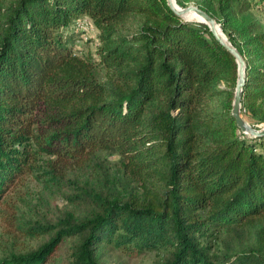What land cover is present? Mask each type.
<instances>
[{
  "label": "trees",
  "instance_id": "trees-1",
  "mask_svg": "<svg viewBox=\"0 0 264 264\" xmlns=\"http://www.w3.org/2000/svg\"><path fill=\"white\" fill-rule=\"evenodd\" d=\"M252 1L200 7L247 62L255 126L264 26L239 18ZM83 18L98 30L95 59L75 46ZM237 77L210 27L168 0H0V204L27 174L68 203L52 223L15 221L46 238L0 264H55L69 239L59 264H123L104 260L108 247L161 252L156 264H264V137L232 115Z\"/></svg>",
  "mask_w": 264,
  "mask_h": 264
},
{
  "label": "rangeland",
  "instance_id": "rangeland-1",
  "mask_svg": "<svg viewBox=\"0 0 264 264\" xmlns=\"http://www.w3.org/2000/svg\"><path fill=\"white\" fill-rule=\"evenodd\" d=\"M202 2L204 3L205 0H190L186 2L185 6L177 3L181 7H186L188 5H196L200 7ZM260 5H264L262 0H253L252 9H245L243 13L239 15V18L250 15L258 23L260 22V24L264 26V9L258 7ZM185 18L194 19L191 16ZM187 21L201 22L196 19ZM89 24L90 25H88L85 32L80 28L79 34H82L83 37H79V39L76 40L75 46L83 52L84 56H92V58L95 59L98 57V30L90 20ZM218 24L221 26L219 22ZM224 34L229 39L225 32ZM222 86L224 87L225 84H222ZM244 116L252 125H254L253 120L248 115ZM260 125L262 124H256L255 126ZM103 155L109 156V159L112 161L118 160L116 155H108L106 152H104ZM67 208L68 203L64 197V193L54 188H47L44 182L40 181L36 175L27 174L17 179L5 196L3 202L0 204V257L7 255L12 251L27 252L35 249L46 238L43 236H26L23 231L17 230L15 227V221L19 222V218L31 222L52 223L59 217L63 216L64 211ZM71 245L72 240L70 239L62 244L60 250L54 257L55 264L67 261ZM161 258V252L159 253L157 251H148L137 257H131L125 252L117 249L111 250L110 247H108V253L104 260H108L111 263L121 262L123 264H156Z\"/></svg>",
  "mask_w": 264,
  "mask_h": 264
},
{
  "label": "water",
  "instance_id": "water-1",
  "mask_svg": "<svg viewBox=\"0 0 264 264\" xmlns=\"http://www.w3.org/2000/svg\"><path fill=\"white\" fill-rule=\"evenodd\" d=\"M170 7L175 11L176 14L185 18L188 14H195L199 16L202 20H198L206 23L216 39L223 44L236 58L238 63V77L235 89V96L233 101L232 115L235 118L238 126L243 133L250 135L252 137H264V125L254 126L252 125L244 116L242 110V103L245 92V85L247 80V62L238 51V49L232 44V42L226 37L221 26L218 24L216 18L210 15L208 12L196 5H188L186 7H181L176 0H168ZM187 20H194L190 18H185Z\"/></svg>",
  "mask_w": 264,
  "mask_h": 264
},
{
  "label": "built area",
  "instance_id": "built-area-1",
  "mask_svg": "<svg viewBox=\"0 0 264 264\" xmlns=\"http://www.w3.org/2000/svg\"><path fill=\"white\" fill-rule=\"evenodd\" d=\"M77 27L80 29H83V31L85 32V30H87L88 28V25L89 24V20L88 18H83V19H80L78 22H77Z\"/></svg>",
  "mask_w": 264,
  "mask_h": 264
},
{
  "label": "bare ground",
  "instance_id": "bare-ground-1",
  "mask_svg": "<svg viewBox=\"0 0 264 264\" xmlns=\"http://www.w3.org/2000/svg\"><path fill=\"white\" fill-rule=\"evenodd\" d=\"M193 17L194 19H196V20H202L199 16H197V15H195V14H188V15H186L185 17Z\"/></svg>",
  "mask_w": 264,
  "mask_h": 264
}]
</instances>
